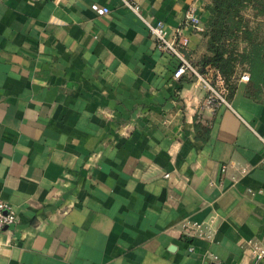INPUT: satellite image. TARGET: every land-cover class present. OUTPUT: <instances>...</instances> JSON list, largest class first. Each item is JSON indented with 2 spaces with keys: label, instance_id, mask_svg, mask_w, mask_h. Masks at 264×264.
I'll list each match as a JSON object with an SVG mask.
<instances>
[{
  "label": "crops",
  "instance_id": "obj_1",
  "mask_svg": "<svg viewBox=\"0 0 264 264\" xmlns=\"http://www.w3.org/2000/svg\"><path fill=\"white\" fill-rule=\"evenodd\" d=\"M133 1L194 57L202 0ZM174 64L120 0H0V264H264V90L202 106Z\"/></svg>",
  "mask_w": 264,
  "mask_h": 264
},
{
  "label": "trees",
  "instance_id": "obj_2",
  "mask_svg": "<svg viewBox=\"0 0 264 264\" xmlns=\"http://www.w3.org/2000/svg\"><path fill=\"white\" fill-rule=\"evenodd\" d=\"M202 9L207 14L197 30L195 55L188 60L204 75L211 71V80L218 76L226 93L246 72L244 93L259 100L264 90V36L259 33L264 0H202Z\"/></svg>",
  "mask_w": 264,
  "mask_h": 264
},
{
  "label": "built area",
  "instance_id": "obj_3",
  "mask_svg": "<svg viewBox=\"0 0 264 264\" xmlns=\"http://www.w3.org/2000/svg\"><path fill=\"white\" fill-rule=\"evenodd\" d=\"M121 3L130 11H132L138 19L142 22L147 30L149 37L152 39L153 44L156 48L161 50L163 53L174 57L175 64L172 71L174 77H178L185 70H189L197 79L201 82L202 86L205 87L206 93L201 98L200 104L203 106L221 103L230 107L229 101L226 97V89L221 81L217 78L211 80L208 75L200 73L195 66H193L188 58L184 55L180 49L181 45L185 43V40H176L173 35L168 33V30L161 19L151 17L144 13L140 5L133 0H120ZM90 8L96 13H103L107 11L105 5H99L96 2L90 3ZM185 18L194 24L196 30L200 29L202 24L198 16L195 15L194 9L189 7L186 9ZM240 79L246 80L248 75L246 72H242L239 75ZM243 122L250 127L249 123L243 120ZM251 128V127H250ZM257 137L261 140L264 146V134L256 132ZM231 165L232 163H227ZM226 164L222 165L225 166ZM246 166L241 165L238 171H245ZM214 218L213 216L208 217L205 221L199 220H184L181 222V235L184 237L198 236L210 238L211 236V225ZM15 222V214L11 208L5 203L0 197V228L11 225ZM250 244V256L253 261L264 260V247L261 243L248 240ZM188 249L191 250L192 246L189 245Z\"/></svg>",
  "mask_w": 264,
  "mask_h": 264
}]
</instances>
